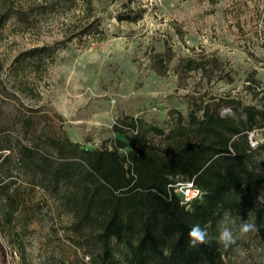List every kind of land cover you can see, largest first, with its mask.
<instances>
[{"label": "rangeland", "instance_id": "rangeland-1", "mask_svg": "<svg viewBox=\"0 0 264 264\" xmlns=\"http://www.w3.org/2000/svg\"><path fill=\"white\" fill-rule=\"evenodd\" d=\"M41 46L50 50L23 58ZM187 57L207 72H184ZM228 95L257 106L264 99V0H0V241L17 252L13 263L97 264L99 246L87 244L70 212L79 185L50 181L65 160L52 138L110 147L124 140L111 130L120 116L167 129L195 103ZM252 135L261 141L262 130ZM20 144L32 151L23 158L31 168L16 164ZM242 219L251 213H225L218 230L237 234ZM222 250L228 264H264L256 232Z\"/></svg>", "mask_w": 264, "mask_h": 264}, {"label": "trees", "instance_id": "trees-1", "mask_svg": "<svg viewBox=\"0 0 264 264\" xmlns=\"http://www.w3.org/2000/svg\"><path fill=\"white\" fill-rule=\"evenodd\" d=\"M14 16L23 21L27 13L20 9ZM138 18L121 15L118 20ZM49 50L48 46L31 48L15 62ZM181 67L184 72H207L204 63L190 57ZM222 102L233 108V115L221 114L223 104L210 98L194 102L186 121L177 114L167 129L140 117L120 116L111 130L124 140L115 138L110 147L89 150L67 137L62 142L52 138L65 160L52 171L50 181L54 186L60 182L79 185V204L70 212L79 219L78 229H87V244L99 246L94 262L116 264L120 258L125 264H228L216 241L218 222L225 213L250 212L264 244V99L258 106L229 95ZM257 130H262V139L256 138L252 147L248 136ZM31 153L20 144L16 164L31 168L23 159ZM37 166L46 178L45 167ZM177 182H192L200 197L183 203L173 191ZM74 196L68 200L76 202ZM197 223L211 239L193 248L188 232ZM6 250L0 241V264H14Z\"/></svg>", "mask_w": 264, "mask_h": 264}, {"label": "clouds", "instance_id": "clouds-1", "mask_svg": "<svg viewBox=\"0 0 264 264\" xmlns=\"http://www.w3.org/2000/svg\"><path fill=\"white\" fill-rule=\"evenodd\" d=\"M257 226L254 222L248 219H242L237 228V234L231 227L222 226L219 229L216 241L218 244L223 246L225 249L234 245L237 239L244 238L249 234L255 232ZM189 245L190 247L196 248L201 245H207L210 243L209 232L206 228H202L200 224H193L188 232Z\"/></svg>", "mask_w": 264, "mask_h": 264}, {"label": "built area", "instance_id": "built-area-1", "mask_svg": "<svg viewBox=\"0 0 264 264\" xmlns=\"http://www.w3.org/2000/svg\"><path fill=\"white\" fill-rule=\"evenodd\" d=\"M248 139L252 147L256 146L258 141L252 135V132L249 133ZM173 191L181 195L183 203L198 198L201 195V191L198 188L194 187L192 182H177L173 185ZM6 256L12 262L18 259L17 252L14 249H11L10 247H7Z\"/></svg>", "mask_w": 264, "mask_h": 264}]
</instances>
